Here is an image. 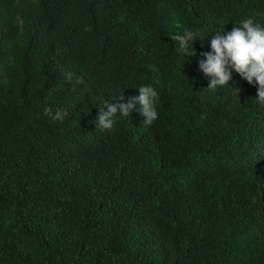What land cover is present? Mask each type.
Segmentation results:
<instances>
[{
	"label": "trees",
	"instance_id": "1",
	"mask_svg": "<svg viewBox=\"0 0 264 264\" xmlns=\"http://www.w3.org/2000/svg\"><path fill=\"white\" fill-rule=\"evenodd\" d=\"M247 16L264 0H0V264H264V103L198 67ZM141 84L157 119L96 127Z\"/></svg>",
	"mask_w": 264,
	"mask_h": 264
},
{
	"label": "clouds",
	"instance_id": "2",
	"mask_svg": "<svg viewBox=\"0 0 264 264\" xmlns=\"http://www.w3.org/2000/svg\"><path fill=\"white\" fill-rule=\"evenodd\" d=\"M206 36L186 28L173 33L171 38L178 44L180 54L187 57L196 54L192 48L193 41L203 40ZM198 67L208 79L207 89L230 85L235 72L249 84L256 85L255 98L259 103H264V25L255 17L247 16L234 23L230 30L223 28L218 31L210 38L208 50L200 53ZM72 76L73 73H66L69 81ZM76 83H83V77L77 76ZM234 88L237 93L240 91ZM157 102V90L151 84H141L138 94L127 101L124 95L112 100L104 99L94 123L101 129H111L117 113L127 117L135 109L144 117L143 122L150 124L158 118ZM50 115L53 119L62 120L65 114L57 109Z\"/></svg>",
	"mask_w": 264,
	"mask_h": 264
}]
</instances>
